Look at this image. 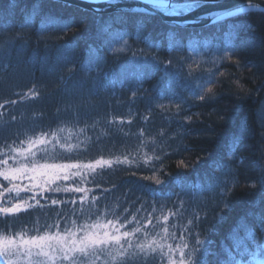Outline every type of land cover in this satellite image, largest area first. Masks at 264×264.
<instances>
[{"label": "trees", "instance_id": "trees-1", "mask_svg": "<svg viewBox=\"0 0 264 264\" xmlns=\"http://www.w3.org/2000/svg\"><path fill=\"white\" fill-rule=\"evenodd\" d=\"M125 14L96 15L53 0H0V154L7 151L6 144L24 141L26 146L29 139L42 132H47L51 141L55 132L56 141L47 147L68 158L50 163L123 160L125 156L132 161L96 168L83 179L79 175L61 182L59 192L47 191L45 185L44 195L37 197L44 207L34 206L15 216L0 214V235L8 234L5 228L20 231L37 222L54 224L58 214L61 218L67 216L68 227L75 230L72 220L86 222L83 216L73 215V209L79 213L82 196H87L88 205L101 210L100 223L119 216L117 223L125 224L121 231H132L137 221L147 223L154 208L160 224L162 215L175 213L169 216L168 225L175 226L177 235L191 227L189 221L198 215L202 219L193 231L210 241L213 252L231 245V230L241 217L258 236L264 234L257 219L264 212V12L240 14L197 29L180 28L184 43L179 50H169L170 26L157 17H151L142 28L135 23L113 24L109 33L103 31L106 23ZM48 17L72 26L67 30L62 25L42 30ZM29 19L31 23L27 24ZM134 19H141V15L135 14ZM115 31L127 35L114 37L111 33ZM226 31L236 34L235 58L214 66V54L223 47ZM145 38L159 43V47L148 49ZM193 41H199L195 55L189 48ZM134 53L156 56L161 62L171 59L174 68L169 69V74L175 72L181 77L189 71V64L178 61L191 57L197 62L192 64L197 76L205 77L210 70L216 72L215 97L206 101L192 99L174 85L177 96L186 101L177 116L176 107L167 100L153 99L161 81L169 78L157 69L143 78L133 98ZM89 62L94 63L90 64L91 70H86L84 65ZM109 120L117 122L109 124ZM234 132L239 143L233 151L230 140ZM141 133L144 140L150 144L155 141L157 150H162L163 163L156 165L162 171L154 173L151 167L144 166L143 153L148 149L140 147ZM229 152L232 160L228 159ZM180 161L188 167L178 166ZM157 179L165 184L158 186ZM223 182L235 187L230 207L221 212L217 185ZM16 183L24 185L28 180ZM77 185L89 191L63 190ZM6 186L8 182L0 177V191ZM14 195L5 192L0 196V206L17 203L11 199ZM32 195L31 191L20 193L23 200L35 205ZM52 199L60 203L53 205ZM95 221L93 216L88 222ZM149 230L160 232L162 228L154 220ZM250 250H255L254 246ZM208 259L215 264V257Z\"/></svg>", "mask_w": 264, "mask_h": 264}, {"label": "snow or ice", "instance_id": "snow-or-ice-1", "mask_svg": "<svg viewBox=\"0 0 264 264\" xmlns=\"http://www.w3.org/2000/svg\"><path fill=\"white\" fill-rule=\"evenodd\" d=\"M86 3H95L96 0H85ZM104 3H112V0H103ZM226 0H151L147 6L141 7L144 0H134V6L131 9L124 10L125 15L115 17L111 22L105 24L103 31L109 33L113 24L124 25L127 23H135L138 28H142L150 21V18L159 14L168 17H180L190 15L193 11L209 5L224 4ZM259 5L254 3L253 0H247V3L240 5H233L231 9L215 8L216 12H223L227 17L237 16L239 13L246 10L257 9ZM93 11H100L99 8H94ZM140 12L141 19L135 20L134 15ZM207 19L213 25L223 22L220 15L213 17L211 12L205 13L201 18ZM196 21H193L195 23ZM29 19L27 24H30ZM25 24L24 26H27ZM62 25L64 30L71 27L67 22L48 17L42 23L41 28L46 29ZM187 25L186 21L174 22L167 34L168 48L182 49L183 40L179 36L178 30ZM114 37H121L127 35L123 31H115L111 33ZM191 35V34H190ZM198 35V34H196ZM225 41L223 47L214 54L213 65L216 66L226 59L235 58V44L234 40L236 34L234 31H226L224 33ZM145 43L148 49L159 47V43H153L145 38ZM199 41H193L189 44L191 54L197 53V46ZM132 60L136 63V68L131 74V78L136 84L132 88V97L137 96L140 90V84L148 74L162 70L165 74L169 75L167 80H162L158 95L153 97L160 101L167 100L169 105L176 107V115H180L182 105L186 102L185 97L177 96L173 90V86H179L183 91H186L188 97L200 101H206L215 97L213 85L217 84L216 72L209 71L205 77L197 76L192 71V64L197 63L191 60V57H181L178 63L189 64V71L183 77L178 76L175 72L169 74V69L174 68L171 59L161 62L156 56L147 57L144 55L133 54ZM89 62L85 64L86 70H91ZM237 67H242L237 64ZM183 81V83H181ZM115 83V81H113ZM167 91V94L165 92ZM207 95H206V94ZM33 95L35 91L33 90ZM239 99H243L237 93ZM164 108V104L158 105ZM147 119V118H145ZM191 119V117H186ZM224 120V116H220ZM117 121L109 120L108 123L112 124ZM124 123L123 120L119 121ZM130 123V121H128ZM62 131V129H61ZM48 133L42 132L39 137L29 139L25 146L24 141L19 145L13 143L12 145H5L7 151L0 154V177L3 181L8 182V186L3 187L0 191V196L3 194L15 193L11 197L12 200L18 202L12 204L10 207L0 206V214L5 216H15L21 211H26L28 208L34 206L44 207L40 204L38 196L44 195L45 185L47 191H61V187L57 185L52 187L57 180H68L70 176L80 175L81 179L84 178L87 172L94 171L96 168H111L114 164H129L132 163L127 156L123 160L117 158L116 160H105L103 158L96 159L88 163H50L57 159H67L68 157H61L53 153L47 145L56 141L57 134L52 133V140L48 139ZM140 140V147L146 148L148 151L143 153L144 166L151 167L155 173L162 171V168L157 169L156 165L163 163V152L157 150L155 141L151 144L143 139V133L138 137ZM231 148L234 151L236 145L239 143V136L237 133L231 134ZM64 147V145H61ZM68 151H71L69 146ZM151 152V155H149ZM228 159L232 160V153H228ZM12 161L10 164L9 161ZM43 161V162H42ZM137 166L139 163L137 162ZM178 166L188 167L184 161H180ZM75 169V171H71ZM28 180L27 184L21 185L16 183L21 180ZM156 184L163 185L165 181L157 179ZM219 187L218 195L220 197V204L222 205L221 212L230 207L229 198L235 187H231L227 182L217 185ZM255 183L251 187H255ZM40 189L39 192L35 191ZM64 191L73 192H88L86 188H81L78 185L71 188H65ZM21 191H31L33 195L30 199L35 200L36 204L28 203L20 197ZM171 195V193H168ZM180 194H177L179 198ZM93 201L96 200L92 197ZM87 196H82L80 199V210L77 213L73 209V215H80L85 218V223L78 224L74 219L72 220L75 230L68 227L67 216L61 218L58 214L56 223L54 224H40L37 222L31 228H22L20 231H10L5 228L8 234L0 235V264H130L131 261H141L142 264H210L208 257H215V264H264V234L259 235L253 227L245 223V219L241 217L238 224L231 230L229 239L232 241L231 245L222 246L218 252H213L209 248L210 241L201 239V233L194 232L193 229L198 227V222L202 219L200 216H194L189 221L191 227H185L183 231L177 235L175 226H169V215H162L163 224H160V219L153 213H149L147 223L141 224L137 221V227L132 231H121L125 227L123 223H117L120 217L115 219H108L106 223H100L102 219L101 210L93 205L86 203ZM51 203L56 205L60 203L56 199H52ZM63 203H67L64 201ZM76 203L75 200L72 201ZM183 203V201H181ZM139 211V210H138ZM163 205H161V212ZM95 216V222H88L91 217ZM207 217H203L206 219ZM259 226L264 229V212L257 217ZM157 221V226L162 228L160 232H152L149 230V225L153 221ZM61 223L64 227L61 228ZM55 229V231H52ZM33 233V234H29ZM242 233V234H241ZM152 237V238H150ZM254 246L255 250H250ZM251 257V259H249ZM257 257L261 259L257 260Z\"/></svg>", "mask_w": 264, "mask_h": 264}, {"label": "water", "instance_id": "water-1", "mask_svg": "<svg viewBox=\"0 0 264 264\" xmlns=\"http://www.w3.org/2000/svg\"><path fill=\"white\" fill-rule=\"evenodd\" d=\"M53 1H58V2L69 4L71 6H76L81 9L92 12L96 15L125 12L124 10L131 9L134 6V0H112V3H104L103 0H96L95 3H86L85 0H53ZM253 2L258 4L259 8L246 10L245 12H242L239 14L252 12V11L264 12V0H253ZM150 3H151V0H144V4L141 5V7L147 6ZM244 3H247V0H226L224 4L209 5L207 7L200 8L197 11H193L190 15H185V16H180V17H168V16L157 14L155 16L159 17L163 23L169 26H171L174 22L186 21L187 25L182 28H196L200 26L212 25L209 22V20L201 19L205 13L211 12L213 14V17H215L216 15H220L223 18V20H225L230 17H227L223 12H219V13L216 12L214 10L215 8L231 9L233 5H240ZM94 8H99L100 11L98 12L93 11ZM137 13H140V12H137ZM193 21H196V22L193 23Z\"/></svg>", "mask_w": 264, "mask_h": 264}, {"label": "rangeland", "instance_id": "rangeland-1", "mask_svg": "<svg viewBox=\"0 0 264 264\" xmlns=\"http://www.w3.org/2000/svg\"><path fill=\"white\" fill-rule=\"evenodd\" d=\"M84 10V9H83ZM85 11H87V10H85ZM252 12H257V11H252ZM119 13H125V12H119ZM119 13H112V14H119ZM247 13H250V12H247ZM94 14V13H93ZM243 14H246V13H243ZM104 15H110V14H104ZM136 15H141L140 13H136ZM240 15V14H239ZM153 17H157V16H153ZM157 18H159V17H157ZM160 19V18H159ZM161 20V19H160ZM162 21V20H161ZM202 27H205V26H200V27H196V28H187V29H197V28H202ZM71 171H75V169H72ZM79 175H77V176H74V177H78ZM73 176H70L69 177V179L68 180H63V179H60V180H57L56 182H55V184H53V185H59L61 182H67V181H69V180H71V179H73L74 178ZM53 185H52V187H53ZM259 259H261L260 257H257V260H259ZM253 264H255V262H253Z\"/></svg>", "mask_w": 264, "mask_h": 264}]
</instances>
